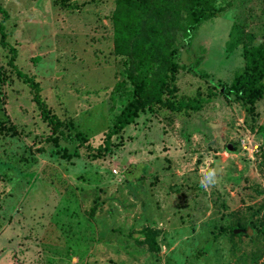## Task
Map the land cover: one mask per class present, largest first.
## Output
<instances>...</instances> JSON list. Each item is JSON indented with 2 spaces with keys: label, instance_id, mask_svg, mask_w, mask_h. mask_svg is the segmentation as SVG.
Returning <instances> with one entry per match:
<instances>
[{
  "label": "rangeland",
  "instance_id": "374dc122",
  "mask_svg": "<svg viewBox=\"0 0 264 264\" xmlns=\"http://www.w3.org/2000/svg\"><path fill=\"white\" fill-rule=\"evenodd\" d=\"M210 1L211 20L190 35L185 14L175 33L176 91L163 96L203 108L145 111L99 152L130 99L116 0H0V264H264V96L251 109L220 93L264 46V0ZM15 69L63 123L55 141ZM242 225L250 237L231 233Z\"/></svg>",
  "mask_w": 264,
  "mask_h": 264
},
{
  "label": "trees",
  "instance_id": "16d2710c",
  "mask_svg": "<svg viewBox=\"0 0 264 264\" xmlns=\"http://www.w3.org/2000/svg\"><path fill=\"white\" fill-rule=\"evenodd\" d=\"M210 3L213 4L210 0H116L113 16L114 52L118 57L130 59L125 71L126 81H122L118 88H125L128 81L131 85L130 99L114 118L111 129L104 133V144L98 146L96 151H107L110 140L145 111L159 108L176 114L183 111L198 112L203 108L208 99L188 97L175 100L165 99L163 96L166 92L176 91L173 83L177 65L173 60L175 51L173 46L175 33L181 27V21L185 19L184 15L190 16L187 27L191 35L200 22L210 19L204 11L208 6L214 8ZM215 8L217 9L216 6ZM0 15L2 16L0 42L5 45L2 34L3 22L8 16L1 7ZM8 52L10 57L7 64L15 68L16 50L10 47ZM245 59L244 72L235 77L229 86L223 87L220 93L225 96L236 95L252 109L254 102L264 96V46L251 47L246 52ZM15 73L29 87L41 119L52 130L50 139L53 138L52 140L55 141L56 133H62L63 123L51 113L41 95L40 85L21 70L15 69ZM2 130L4 127L0 126V132ZM259 130L264 131V126L259 127ZM65 138L69 139L68 136ZM74 140H78L80 145H83L84 138L81 133H77ZM87 149H90L89 146ZM262 224L264 231V222ZM247 227L238 226L232 229L231 233L233 234L235 229ZM143 242L150 252L158 251L153 232H146Z\"/></svg>",
  "mask_w": 264,
  "mask_h": 264
},
{
  "label": "clouds",
  "instance_id": "9594fccd",
  "mask_svg": "<svg viewBox=\"0 0 264 264\" xmlns=\"http://www.w3.org/2000/svg\"><path fill=\"white\" fill-rule=\"evenodd\" d=\"M216 172L215 170H211L210 172H208L206 175H202V178L200 180V185L201 187L205 188L207 190V188L210 185H214L216 183Z\"/></svg>",
  "mask_w": 264,
  "mask_h": 264
},
{
  "label": "water",
  "instance_id": "95a60500",
  "mask_svg": "<svg viewBox=\"0 0 264 264\" xmlns=\"http://www.w3.org/2000/svg\"><path fill=\"white\" fill-rule=\"evenodd\" d=\"M226 150L228 151V152H234V148H233V146L232 145H230V144H228L227 146H226ZM219 164V162H217L216 163V166ZM233 234L234 235H238V234H244V235H246V236H251L252 235V229L248 226L246 229H235V230H233Z\"/></svg>",
  "mask_w": 264,
  "mask_h": 264
},
{
  "label": "built area",
  "instance_id": "2783aa9c",
  "mask_svg": "<svg viewBox=\"0 0 264 264\" xmlns=\"http://www.w3.org/2000/svg\"><path fill=\"white\" fill-rule=\"evenodd\" d=\"M114 174H116V171H113Z\"/></svg>",
  "mask_w": 264,
  "mask_h": 264
}]
</instances>
